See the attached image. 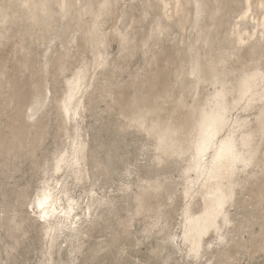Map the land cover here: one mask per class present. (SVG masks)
I'll use <instances>...</instances> for the list:
<instances>
[{
	"label": "bare ground",
	"instance_id": "bare-ground-1",
	"mask_svg": "<svg viewBox=\"0 0 264 264\" xmlns=\"http://www.w3.org/2000/svg\"><path fill=\"white\" fill-rule=\"evenodd\" d=\"M121 1L124 0H0V54L3 47L13 44L12 51L16 57V67L13 66L16 79L6 78V72L0 69V81L6 78L4 81L8 80L12 85L9 89L12 91L10 100L17 106L12 120L14 124H21L18 127L10 124L14 138L27 136L23 123L34 121L47 106L49 98L44 95L40 73H48L50 67L64 73L70 46L80 42L93 56L91 62L80 64L67 80L63 96L58 98V109L64 125L75 124L74 134L69 136L72 142L70 148L55 159L52 175L44 180L31 205L32 213L42 223L49 242V263L53 261V251H62V246L58 244L61 237L71 239L67 241L71 248L69 255L80 249L79 246L75 247L73 240L79 242L87 225L96 222L98 216L93 208L102 204L93 195L87 208L81 209L80 201L71 195L69 181L81 184L90 179L87 164L89 152L92 153L95 168L102 167L101 161L93 153H97L103 145H96L92 151L83 139L80 125L85 119L84 113L90 110L85 98L91 95L89 90L95 89L101 75L97 74V70L105 72L108 67L111 68L108 31ZM129 2V9L120 14L122 17L119 16L121 26L115 31L120 39V59L131 60L137 52L146 48V54L150 56H147V64L157 67L150 71L146 69V73L142 70L143 74L139 73L136 79L133 77L135 80L130 83L133 82L134 86H130L136 87L134 93L128 97L124 92L119 93L117 100L120 104H116L118 107L120 105L121 117L128 121L127 126H135L147 136L155 138L154 161L157 167H163L170 160L186 161L181 183V196L186 201L182 243L187 248L188 257L200 259L205 247L208 248V236L215 234L219 245L234 242L226 231L237 224L235 221L238 220H234L230 209L241 205L237 199L239 192L247 190L252 199L249 198L256 202V205L255 202L253 204L258 211H262L264 206V0ZM40 43L46 44L47 48L44 63L37 68L34 58ZM58 46L63 52L55 50ZM54 53L58 56L51 59ZM26 71L34 78L30 84L22 86L19 76ZM169 76L172 78L169 79ZM206 85L214 88L208 96L201 95ZM24 87L34 88L33 94L28 97ZM123 91H126L124 87ZM203 95L206 97L201 99ZM23 103L24 110L21 109ZM234 112L240 114L235 117ZM39 138L41 140V136ZM21 140H18V144L23 148ZM116 143L117 140H113L110 151H114L112 148L116 147ZM17 149L16 145L5 154L13 160L17 159ZM0 155H4L2 151ZM115 157L114 152L112 159ZM99 175L94 174V177L97 179ZM128 189L129 186H126ZM168 192L165 181L156 175L132 199L137 205L135 216L155 213L159 208L154 209L149 202L163 198V195L172 199L173 192ZM111 205L112 202L105 204L108 207ZM156 214L159 218V214ZM127 223L129 225L130 222ZM155 225L151 224V227ZM258 236L264 237V229ZM114 240L115 237L112 242ZM257 249L264 250V245L260 244ZM221 256L226 257L225 253Z\"/></svg>",
	"mask_w": 264,
	"mask_h": 264
},
{
	"label": "rangeland",
	"instance_id": "rangeland-1",
	"mask_svg": "<svg viewBox=\"0 0 264 264\" xmlns=\"http://www.w3.org/2000/svg\"><path fill=\"white\" fill-rule=\"evenodd\" d=\"M121 2L122 4H119L108 31L110 44L108 59L111 62V68L108 67L109 70L107 69L105 72L100 69L97 70V74L100 73L102 76L100 75L99 80L95 83V89L92 88L89 90L91 93V95L88 96L89 99L85 98V102L90 107V110L84 113L85 119L80 125L83 139L88 142L89 148H91L92 151L97 146L103 145L97 153H93L94 156L101 161L102 167L99 169L95 168L92 153L89 152L87 164L90 172V179L81 184H74L72 180L69 181V187L72 191L71 195L80 201L81 209L87 208V205L91 202L90 198L93 195H95L97 200L102 202L101 205H96L93 208V211H96V215L99 219L97 218L96 220V216L94 218L96 222L87 225V228L84 229L85 234L79 242L73 240L75 247L79 246L80 249L72 255L68 253L71 249L68 247V242L71 239L65 236L61 237L58 244L62 246V251L58 252V249L53 251V261L51 263H49V257L47 255L50 247L49 242L45 237L42 223H40L38 217L32 213L31 205L41 190L44 180L52 175L55 159L61 152L70 148L69 146L72 142L69 136L74 134L73 128L75 124L69 123V126H67V124H65L66 126L64 125L63 117H61L62 113L60 109H58V98L63 96L62 94L66 90L67 80L72 77L73 73L80 67V64L91 62L93 56L87 47L85 48L83 43L80 42L70 46L66 63L67 70L64 73H60L59 70L57 71L56 67H52V69H50V67L46 74L42 73L41 75L40 73L39 76H42L44 82V95H48L50 100L48 99L47 101L46 110L44 109V112H42L43 115L41 113V115L39 114L41 118L38 116L34 121L27 120L23 123L25 132H28L27 136L23 135L14 138L10 132V127L14 124V120L12 119L15 117L17 106L10 100L12 91L9 89H11L12 85L8 83V80H4H6V78L16 79V57L12 51L13 44H8L2 48L3 53L1 52L0 54V69H4L6 78L3 82L0 81V95L2 96V98L0 97L2 102V104L0 102V151L4 154L0 155V264H264V250L261 251L257 249L260 244L264 245V237L258 236L264 229V206L262 207V211H258L257 208H254L256 207V202L251 200L252 198L249 196L247 190L243 191L244 193L239 192L237 196L242 208L240 205L239 207L236 206L230 209L231 215L234 216V220L237 219L239 221V223L235 221L239 226L235 223L236 230L234 225H232L229 229L227 228L226 233L229 235L230 239L236 242L234 243L232 241L229 245H219L216 240V235L212 234L206 238L208 248L205 247L202 258L194 259L188 257L187 248L182 243L183 211L186 201L181 196L183 190L181 186L182 174L186 166V161L170 160L163 167H157L154 161L156 152L154 150V144H156L155 138L147 136L144 132L135 128V126L134 128L132 126H127L126 124L128 121L121 117L120 101L117 100L119 93L121 94L124 92L127 97L131 96V93H134L133 91H135L136 87H132L134 83H130V81H134L139 73L143 74L145 71L147 72V70L150 71L157 67L147 64L146 61L150 56L149 53L146 54V48L139 51L140 53L137 52L138 54L136 53L135 57L131 60L124 61L120 59V39L115 31L117 27L121 26L122 16L120 14L129 9L130 5L129 0ZM80 45L84 48H80ZM46 48L47 46L44 43H40L36 47L34 61L37 68H41L44 63ZM9 49L11 52H9ZM55 50L57 52H63L60 46ZM55 56L57 57L58 54L54 53L51 55V59H55ZM262 68L264 69V64ZM12 69H14V72ZM119 69L120 71H118ZM142 70L144 72H142ZM12 72L13 74H11ZM27 72L28 71L19 76V82L22 86H27L31 83V79L33 80L34 78ZM26 73L28 74V78L26 77ZM170 78H172V76H169V79ZM21 80L23 81L21 82ZM98 82L100 83L97 84ZM97 87L101 89H97ZM123 87L126 91H123ZM24 88H26L24 91L28 97L31 96L30 94H33L34 88ZM102 90L105 92L107 91L106 93L108 94ZM101 91L102 94L100 93ZM213 91L214 88L212 86L206 85L201 95L204 94L208 96V94H211ZM103 95H105V97H103ZM204 95L200 96V98L203 97L201 99H204L206 97ZM98 97L101 98L99 99ZM4 100H7V102ZM118 102L119 107L116 104ZM24 105L23 103L21 109H25ZM13 112H15V114ZM238 113L234 112L233 114L236 117L240 114ZM43 117L45 118L43 119ZM40 121H42V123ZM34 122H36V124ZM14 125L18 127L21 124L15 123ZM42 125L43 127L45 125V127H41ZM27 129H29V131ZM45 131L46 135L44 134ZM40 136L41 140L39 138ZM20 139H22L23 148L18 144V140ZM113 140H117L116 147L112 148L114 151H110L111 147L109 146ZM26 142L30 145V148L32 147V151L30 150L29 152V147ZM15 144L18 148L15 152L19 155L16 157L17 159L13 160L5 153L13 147L16 148ZM114 152L116 153V157L112 159V154ZM98 173H100V177H98L97 180L94 174ZM156 175H158L161 180L165 181L166 189L169 192H173L171 195L172 199L167 195H163V198L160 199H152L149 202L151 203L150 205L152 207L154 206V209L156 207L157 209L159 208L155 213L152 212L154 216L152 213L135 216L134 213L137 205L132 199L141 191V187L146 186L147 182L151 179L153 180ZM56 177L57 176H55V178ZM93 184L95 185L93 186ZM126 186H129L128 190H126ZM92 191H94L95 194H91ZM109 202H112L113 205L109 207L105 206V204ZM195 210L198 211L199 208L196 207ZM79 212L82 213L81 210H79ZM156 213L159 214V218L156 216ZM250 214H254V216L252 215L251 217ZM94 219L93 221H95ZM130 220H132V224ZM127 222H130L129 225ZM126 223L128 225L127 227L125 226ZM151 224L156 225L155 227H151ZM16 227L17 229H15ZM147 228L150 229V232ZM162 229L164 231H162ZM9 230L12 235H10ZM230 230L231 234L228 233ZM114 237L117 241L114 240L112 242ZM237 243H239V245ZM234 246H236V248ZM256 246L258 247L256 248ZM219 250H221V253ZM92 251L95 252L93 258H91ZM213 252H215V254H213ZM223 252L226 257L221 256L224 255ZM216 254L219 255L217 256Z\"/></svg>",
	"mask_w": 264,
	"mask_h": 264
}]
</instances>
